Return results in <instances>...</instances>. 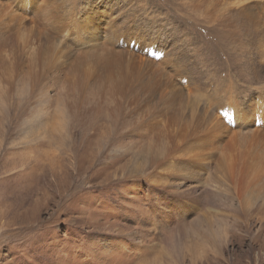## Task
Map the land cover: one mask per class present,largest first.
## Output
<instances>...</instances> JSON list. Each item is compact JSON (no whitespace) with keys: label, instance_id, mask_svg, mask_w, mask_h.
Returning <instances> with one entry per match:
<instances>
[{"label":"rangeland","instance_id":"rangeland-1","mask_svg":"<svg viewBox=\"0 0 264 264\" xmlns=\"http://www.w3.org/2000/svg\"><path fill=\"white\" fill-rule=\"evenodd\" d=\"M201 1L0 0L1 25L30 10L0 33V264H264L258 193L242 217L215 165L171 187L216 114L264 101V0L249 34Z\"/></svg>","mask_w":264,"mask_h":264},{"label":"bare ground","instance_id":"bare-ground-1","mask_svg":"<svg viewBox=\"0 0 264 264\" xmlns=\"http://www.w3.org/2000/svg\"><path fill=\"white\" fill-rule=\"evenodd\" d=\"M198 1L199 3L203 2L201 0ZM252 1L254 0H232V2L228 1L223 5L225 9H229V13L234 11L240 12L239 17L236 19H239L241 23L243 22V27H245L248 34L249 30L247 28L254 19L252 16L246 15L244 9L249 6V3H252ZM231 5H235L236 7H230ZM260 6L264 11V3L260 4ZM213 8L215 7L213 6ZM207 10L209 11L208 8ZM246 10L248 9L246 8ZM29 11L28 5L24 3L22 12H7L8 20L5 25L0 24V33L7 32L23 25L22 20L24 17L27 19ZM206 15L208 16L209 12H207ZM222 15L216 18L225 25L230 18H225ZM241 23H238V25L241 26ZM0 55L14 58V51L0 50ZM250 65L252 66V72L256 75L257 70L254 67V63ZM45 94L47 93L41 91L40 99ZM25 95L28 96V94ZM248 99L245 108H234L232 111L233 115L229 118L227 117V119H225L226 121L223 120L220 115L217 116V114L213 117L211 126L207 130L208 132L205 133L204 139L207 138L208 141L210 140L209 138H214L218 135V142L212 143L204 141L205 145H201V150L205 155L196 153L191 146L181 150L180 160L173 157L171 160L167 161V166L170 169L176 170L180 167L184 168L182 171L178 173L174 172L170 175L171 177L174 176L171 187L175 188L177 191L181 190L185 176L192 169L199 167V171L202 172L215 165L218 174L215 176V182L218 184V186H214L216 191H220V188L224 186L226 192L225 198L232 202H237L235 210L242 217L247 215V212H249L252 207L251 202L257 198L254 192L258 193V196L264 200V101H262V98H256V96H249ZM229 119L235 121V126H229ZM35 124L36 126L40 125L37 117H34L30 122V126L34 127ZM231 128H233V132L230 131ZM215 149H218L220 154H218ZM177 198L180 199L181 196L177 195Z\"/></svg>","mask_w":264,"mask_h":264},{"label":"snow or ice","instance_id":"snow-or-ice-1","mask_svg":"<svg viewBox=\"0 0 264 264\" xmlns=\"http://www.w3.org/2000/svg\"><path fill=\"white\" fill-rule=\"evenodd\" d=\"M225 116L227 117V113H225Z\"/></svg>","mask_w":264,"mask_h":264}]
</instances>
